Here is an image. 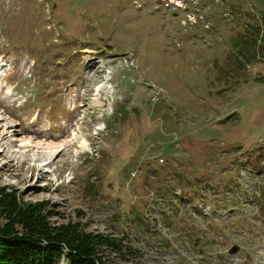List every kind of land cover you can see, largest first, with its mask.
Listing matches in <instances>:
<instances>
[{"label": "rangeland", "instance_id": "1", "mask_svg": "<svg viewBox=\"0 0 264 264\" xmlns=\"http://www.w3.org/2000/svg\"><path fill=\"white\" fill-rule=\"evenodd\" d=\"M262 1L0 0V190L129 264H264Z\"/></svg>", "mask_w": 264, "mask_h": 264}, {"label": "trees", "instance_id": "2", "mask_svg": "<svg viewBox=\"0 0 264 264\" xmlns=\"http://www.w3.org/2000/svg\"><path fill=\"white\" fill-rule=\"evenodd\" d=\"M259 5L264 9V1ZM258 62L264 64V57ZM38 206L20 204L14 194L0 190V264H59L61 259L67 264H129L140 254L122 237L86 232L79 223L52 225Z\"/></svg>", "mask_w": 264, "mask_h": 264}, {"label": "bare ground", "instance_id": "3", "mask_svg": "<svg viewBox=\"0 0 264 264\" xmlns=\"http://www.w3.org/2000/svg\"><path fill=\"white\" fill-rule=\"evenodd\" d=\"M9 128H11V127H9ZM47 145H48V146L50 145L51 148H52V147L54 148V146H56V145L51 144V143H45V144H35L34 147H35V148H44V147H46ZM57 146H58V145H57ZM55 148H56V147H55ZM55 148H54V149H55ZM54 152H55V151H54Z\"/></svg>", "mask_w": 264, "mask_h": 264}, {"label": "water", "instance_id": "4", "mask_svg": "<svg viewBox=\"0 0 264 264\" xmlns=\"http://www.w3.org/2000/svg\"><path fill=\"white\" fill-rule=\"evenodd\" d=\"M235 250H236V247H234V248L231 250V253H233Z\"/></svg>", "mask_w": 264, "mask_h": 264}]
</instances>
